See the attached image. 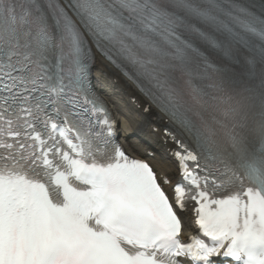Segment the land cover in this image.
Masks as SVG:
<instances>
[{
    "label": "snow or ice",
    "instance_id": "obj_1",
    "mask_svg": "<svg viewBox=\"0 0 264 264\" xmlns=\"http://www.w3.org/2000/svg\"><path fill=\"white\" fill-rule=\"evenodd\" d=\"M97 64L166 118L174 184ZM0 264H264V0H0Z\"/></svg>",
    "mask_w": 264,
    "mask_h": 264
},
{
    "label": "bare ground",
    "instance_id": "obj_2",
    "mask_svg": "<svg viewBox=\"0 0 264 264\" xmlns=\"http://www.w3.org/2000/svg\"><path fill=\"white\" fill-rule=\"evenodd\" d=\"M96 69L99 72L106 73V74L115 73L114 70L111 67H109L108 65L106 66L103 64H97ZM115 77L117 78L118 84L124 93L123 95H125V96H134L135 95L133 89L131 88V85L129 84V82L124 81L123 78H120L116 75H115ZM106 99L113 105V108L117 113L120 112V115L124 118V124L125 125L130 126L131 129H133L137 132H140L142 134L144 132L143 135H147L148 137H150V140L152 142H154V138L152 137L151 134L148 133L151 129L149 127H151V124H153L150 120V117H149V116H151V113L143 114L140 111H131L127 108L120 109V107L117 106L115 103V98L107 97ZM137 100H139V98H137ZM143 105H144V102L142 101L140 108H143ZM125 144H126V147L130 148V149L137 148V147L140 149L142 148L141 144H138L135 141L130 140V139H125ZM154 160H155L154 162H155L156 168L160 172L161 171L167 172V166H169V165H166V166L163 165L162 163H160L158 158H154Z\"/></svg>",
    "mask_w": 264,
    "mask_h": 264
}]
</instances>
